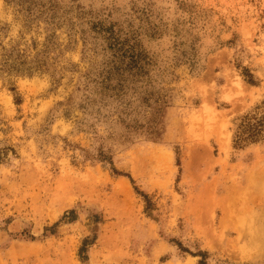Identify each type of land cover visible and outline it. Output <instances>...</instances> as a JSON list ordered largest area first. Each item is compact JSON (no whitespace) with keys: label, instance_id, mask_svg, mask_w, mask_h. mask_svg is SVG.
Returning a JSON list of instances; mask_svg holds the SVG:
<instances>
[{"label":"rangeland","instance_id":"rangeland-1","mask_svg":"<svg viewBox=\"0 0 264 264\" xmlns=\"http://www.w3.org/2000/svg\"><path fill=\"white\" fill-rule=\"evenodd\" d=\"M0 264H264V0H0Z\"/></svg>","mask_w":264,"mask_h":264},{"label":"trees","instance_id":"trees-1","mask_svg":"<svg viewBox=\"0 0 264 264\" xmlns=\"http://www.w3.org/2000/svg\"><path fill=\"white\" fill-rule=\"evenodd\" d=\"M13 1V0H10ZM244 127V132L247 134V136H244V134H240L239 140L240 141H246V140H250L253 141L255 139V137L261 132V128H262V123L257 121V122H251L250 120H248L247 122H245L243 124Z\"/></svg>","mask_w":264,"mask_h":264}]
</instances>
